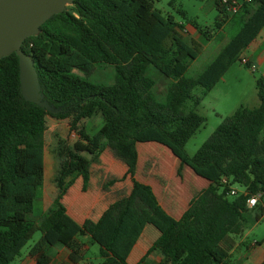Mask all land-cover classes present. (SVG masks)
I'll list each match as a JSON object with an SVG mask.
<instances>
[{
    "label": "trees",
    "instance_id": "16d2710c",
    "mask_svg": "<svg viewBox=\"0 0 264 264\" xmlns=\"http://www.w3.org/2000/svg\"><path fill=\"white\" fill-rule=\"evenodd\" d=\"M216 4L222 13L218 18L236 21L239 28L196 76L185 71L199 49L183 38L184 22L163 15L154 0H73L26 36L21 47L34 65L36 93L44 104L24 95L16 51L0 57V264H11L36 230L41 237L29 251L38 264L49 262L47 248L54 244L66 246L70 259L80 261L84 251L77 237H92L95 226L74 219L61 201L63 194L77 176L87 181L90 162L104 147L118 153L131 146L132 172L133 143L150 128L180 151L177 174L185 159L198 168L212 166L214 174L134 263L112 248L125 205L108 242L100 247L98 264H140L152 250L161 254L157 264H233L226 242L229 233L244 230L249 210L256 219L264 217V76L255 77L257 105L237 106L192 155L184 145L205 122L195 110L203 96L234 61L242 62L243 50L264 26V0H240L234 11L221 0ZM189 24L205 39L210 37L194 22ZM243 63L249 67L248 61ZM99 65L113 66L112 83L88 78ZM150 65L169 78L163 100L154 92L155 80L147 73ZM195 86L201 87L199 94L192 92ZM96 112L103 122L90 134L80 120ZM47 115L67 118L78 138L71 146L58 144L54 180L59 191L33 218V201L44 179ZM225 154L229 157L219 164ZM235 183L243 189L231 193ZM138 187L154 199L148 185L133 179V190ZM252 195L257 203L249 207L246 198Z\"/></svg>",
    "mask_w": 264,
    "mask_h": 264
},
{
    "label": "rangeland",
    "instance_id": "374dc122",
    "mask_svg": "<svg viewBox=\"0 0 264 264\" xmlns=\"http://www.w3.org/2000/svg\"><path fill=\"white\" fill-rule=\"evenodd\" d=\"M154 6L163 15H172L175 20L184 22L183 38L199 49L196 58L190 62L185 71V75L188 76H196L239 28V23L236 21H222L218 18L222 13L217 7L216 0H154ZM218 20L220 24L217 23ZM189 21L206 30L210 37L205 39L189 24ZM244 51L247 54L245 49ZM147 73L155 80L154 92L157 98L163 100L169 78L153 65L148 67ZM259 75H261L259 69L251 71L240 60L234 61L229 66L195 109L205 116V122L186 141L184 149L188 155H192L224 116L230 114L237 106L258 104L255 77ZM88 78L94 82L110 84L114 80V68L111 65L96 66ZM200 91V86L192 89L195 94H199ZM102 122L101 113L96 112L91 117L82 118L80 125L93 134ZM46 124L44 179L41 194L33 201L30 214L33 218H37L52 203L51 200L59 191L54 180L58 166L56 156L58 144L64 142L71 146L78 138L77 131L70 128L67 118L58 119L47 115ZM133 150L136 154L135 163L132 172H128L131 146H126L118 153L104 147L90 162L87 181L83 182L82 177L77 176L62 196V203L74 219L95 226L94 235L89 237V240L83 235L79 236L89 244L83 254L91 264H98L101 260L100 247L108 242L118 214L125 205L127 211L112 248L129 263H134L147 250L159 232L181 214L189 197L200 185L207 184L214 174L212 166L198 168L186 159L180 174H177L182 159L180 151L151 128L137 136ZM82 153L87 157L91 156L88 152ZM228 157L229 154H225L218 163H224ZM133 179L149 186L156 206H153V200L142 188L133 190ZM233 186L238 190L243 189L237 183ZM246 217V227L242 231L245 243L234 249V240H237L241 234L228 235V244L233 247L230 252L232 263L239 258V255L248 252L246 245L254 240L259 241L253 244L254 247L264 249V217L256 219L253 210L247 211ZM40 237V230H36L22 247V253H27ZM18 258L19 256H16L11 264H17ZM146 260L149 264H154L157 258L153 257L151 252L144 261Z\"/></svg>",
    "mask_w": 264,
    "mask_h": 264
},
{
    "label": "water",
    "instance_id": "95a60500",
    "mask_svg": "<svg viewBox=\"0 0 264 264\" xmlns=\"http://www.w3.org/2000/svg\"><path fill=\"white\" fill-rule=\"evenodd\" d=\"M73 0H0V57L16 51L19 57V77L24 95L44 104L36 93L34 65L21 44L26 36L38 31L39 25L60 12Z\"/></svg>",
    "mask_w": 264,
    "mask_h": 264
},
{
    "label": "crops",
    "instance_id": "0c3cea01",
    "mask_svg": "<svg viewBox=\"0 0 264 264\" xmlns=\"http://www.w3.org/2000/svg\"><path fill=\"white\" fill-rule=\"evenodd\" d=\"M245 50L247 51V54L244 51L241 54V57H245L246 60L249 62L248 68L251 71L259 69L261 71V75L264 76V26L261 28L257 36L248 44ZM204 185L205 184L200 185L199 188ZM240 234L241 236L237 240H234V249H238L241 244L245 243V239L242 236V232ZM83 237L89 240L90 236L84 235ZM77 238L78 242L81 243L83 251H85L89 247L88 242H84L80 237ZM228 241L229 240L226 241L227 244ZM257 243L250 242L248 245H246L248 252L239 255V258L234 261L233 264H259L262 260H264V249H258L257 246L254 247V245ZM228 245L230 247V244ZM231 250H233V247H230V252ZM151 252L153 257L156 256L157 260L154 264H157V262L161 259V254L157 250H152ZM47 253L50 255V260L47 264H91V261L88 258L85 259L84 255L80 261L76 263L73 262L69 257L66 246L62 244L50 245L47 248ZM18 256L19 258L17 264H38L36 257L31 254L29 250L27 251V253H22L21 251L20 255ZM147 260L143 261L142 264H149V261Z\"/></svg>",
    "mask_w": 264,
    "mask_h": 264
},
{
    "label": "built area",
    "instance_id": "2783aa9c",
    "mask_svg": "<svg viewBox=\"0 0 264 264\" xmlns=\"http://www.w3.org/2000/svg\"><path fill=\"white\" fill-rule=\"evenodd\" d=\"M221 2L225 4V6H226V8L228 10L234 11L239 6L240 0H221ZM241 60H242V62L247 61L245 57H242ZM237 190L238 189L235 188L234 186H231V188H230V192L231 193H235ZM253 197L256 198V195L248 196L246 198V204H247V206H249V207L253 206V205H250L249 204L250 198H253ZM253 243H257V240H254ZM87 264H89V263H87Z\"/></svg>",
    "mask_w": 264,
    "mask_h": 264
},
{
    "label": "clouds",
    "instance_id": "9594fccd",
    "mask_svg": "<svg viewBox=\"0 0 264 264\" xmlns=\"http://www.w3.org/2000/svg\"><path fill=\"white\" fill-rule=\"evenodd\" d=\"M257 203V200H256V198H250V200H249V204L250 205H255Z\"/></svg>",
    "mask_w": 264,
    "mask_h": 264
}]
</instances>
